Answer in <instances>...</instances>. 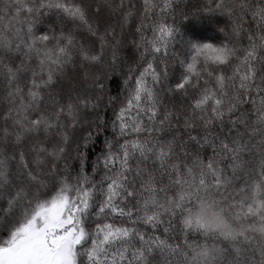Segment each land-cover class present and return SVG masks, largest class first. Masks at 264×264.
<instances>
[{"label":"snow or ice","instance_id":"1","mask_svg":"<svg viewBox=\"0 0 264 264\" xmlns=\"http://www.w3.org/2000/svg\"><path fill=\"white\" fill-rule=\"evenodd\" d=\"M0 90V264H264V0H8Z\"/></svg>","mask_w":264,"mask_h":264},{"label":"trees","instance_id":"2","mask_svg":"<svg viewBox=\"0 0 264 264\" xmlns=\"http://www.w3.org/2000/svg\"><path fill=\"white\" fill-rule=\"evenodd\" d=\"M7 2L8 0H0V4ZM177 2L183 6H188L192 9H195V7L198 5V0H177ZM199 3H207V0H199ZM203 15L207 18L202 19L200 17H196L191 21L190 24H188L187 27L189 32V38H191L194 42L199 43H218L219 39L223 38V35L218 31V29H215L213 27L212 21L219 20L223 22L227 19L226 15L221 13L212 14L206 12ZM181 22H185L183 21V18H181ZM4 23L6 24L7 21H4ZM109 87H112V83L109 84ZM113 91H115V89H113ZM0 95H2V90H0ZM107 115L110 116L111 112L109 111ZM102 140L103 137L97 138L95 144L91 145L87 149L89 153V163H91V161L95 159V155L99 153Z\"/></svg>","mask_w":264,"mask_h":264},{"label":"rangeland","instance_id":"3","mask_svg":"<svg viewBox=\"0 0 264 264\" xmlns=\"http://www.w3.org/2000/svg\"><path fill=\"white\" fill-rule=\"evenodd\" d=\"M204 35V34H203ZM207 35V34H206Z\"/></svg>","mask_w":264,"mask_h":264}]
</instances>
